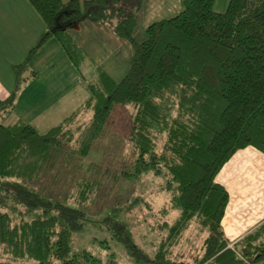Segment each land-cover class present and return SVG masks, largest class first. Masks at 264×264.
<instances>
[{
	"label": "trees",
	"instance_id": "obj_1",
	"mask_svg": "<svg viewBox=\"0 0 264 264\" xmlns=\"http://www.w3.org/2000/svg\"><path fill=\"white\" fill-rule=\"evenodd\" d=\"M28 1L46 29L12 66L15 85L0 98V264H111L114 252L105 261L102 252L74 247L75 234L93 225L105 228L136 264H264V222L229 245L222 222L230 194L216 179L238 150L264 153V0H229L224 11L216 10V0H183L179 13L151 22L142 39L135 31L146 0ZM84 20L131 43L122 79L95 66L70 35ZM51 38L60 41L90 97L40 133L14 112L20 88L37 74L31 61ZM118 105L134 108L133 168L115 173L114 183L165 177L168 200L160 212H176L172 221L147 224L148 233L158 228L161 237L153 234L144 244L116 207L94 217L81 207L100 193L109 172L85 160ZM194 222L205 235L191 262L185 257L192 253L177 247Z\"/></svg>",
	"mask_w": 264,
	"mask_h": 264
},
{
	"label": "crops",
	"instance_id": "obj_2",
	"mask_svg": "<svg viewBox=\"0 0 264 264\" xmlns=\"http://www.w3.org/2000/svg\"><path fill=\"white\" fill-rule=\"evenodd\" d=\"M228 2L216 0V10L224 11ZM182 8L183 0H146L139 13L136 37L142 39L143 30L151 22L171 17ZM45 28L28 0H0V98H6L13 89L11 84H15V75L13 78L10 74L12 66L26 58ZM69 33L95 66L115 80L126 75L133 53L129 41L89 20L80 22ZM38 53L31 63L37 74L28 84L27 101L21 99L17 104L15 116L46 133L82 106L90 91L58 39L48 40ZM96 75L93 69L91 76ZM216 179L230 194L222 225L229 245H233L264 222V153L252 146L238 150Z\"/></svg>",
	"mask_w": 264,
	"mask_h": 264
},
{
	"label": "rangeland",
	"instance_id": "obj_3",
	"mask_svg": "<svg viewBox=\"0 0 264 264\" xmlns=\"http://www.w3.org/2000/svg\"><path fill=\"white\" fill-rule=\"evenodd\" d=\"M143 32L145 33V30H143ZM141 35H143V33H141ZM138 39H140L139 35ZM35 56L33 59H35ZM31 68L34 69L32 64ZM0 71L2 74L3 71ZM10 74L14 78L12 70H10ZM28 84L29 83L20 88L17 104L20 103L21 99L24 102L27 101L26 97L29 91ZM14 85V83L11 84L12 88ZM133 112L134 108L132 105H118L113 111L107 125L102 129L100 137L95 141L85 161L87 163L92 160L98 161L102 169L107 168L110 173L108 172L103 175L102 184L100 182L102 185L100 193L91 197L89 201L83 203L81 207L86 210L91 217L106 215L113 210L112 207H116L119 209V217L129 223L137 242L144 244L145 242L143 241H145V239L147 240V238H151L153 234L157 235L158 239L161 237L158 228L154 230L151 229L148 233L146 225H155L165 219L172 221L176 216V212H172L168 216H163L162 212H160V209H162L168 200V195L163 189L166 184V181L163 180L165 177H142L141 179L133 177V179L130 180L123 179L121 182L114 183L113 176L115 173L133 168V157L131 154L132 143L129 140ZM16 113L17 111L15 110L14 114L16 115ZM140 197L142 198L140 204H134L133 201ZM69 202L76 205L74 198H71ZM149 206L152 207L151 210ZM204 235L199 224L194 222L187 231V239H185L183 245L177 247L178 253L190 251L192 256H190V258L186 256L185 259L192 262L193 256L199 253ZM74 247L77 250L89 248L93 252H102L105 261L108 259L111 252H114L112 258L113 263L111 264H136L126 254L122 246L116 245L114 241L110 239L105 228L103 229L97 225L87 226L80 232H77L74 236ZM54 264L60 263L56 261Z\"/></svg>",
	"mask_w": 264,
	"mask_h": 264
}]
</instances>
